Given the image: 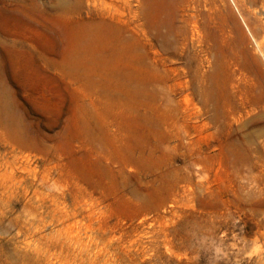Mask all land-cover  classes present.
Here are the masks:
<instances>
[{"label":"rangeland","instance_id":"374dc122","mask_svg":"<svg viewBox=\"0 0 264 264\" xmlns=\"http://www.w3.org/2000/svg\"><path fill=\"white\" fill-rule=\"evenodd\" d=\"M0 264H264V0H0Z\"/></svg>","mask_w":264,"mask_h":264}]
</instances>
